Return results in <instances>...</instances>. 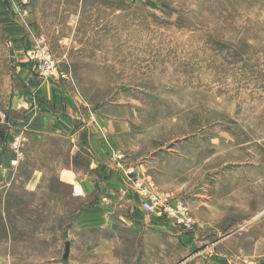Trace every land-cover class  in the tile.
<instances>
[{"label":"rangeland","instance_id":"1","mask_svg":"<svg viewBox=\"0 0 264 264\" xmlns=\"http://www.w3.org/2000/svg\"><path fill=\"white\" fill-rule=\"evenodd\" d=\"M78 3L31 0L30 8L45 18V34L30 39L19 61H10L0 29V141L11 181L4 197L0 189V260L151 264L140 262L138 245L114 244L110 231L75 229L72 220L83 201L65 178H56L69 159L70 141L34 139L31 126L12 124L27 111L34 123L56 109L124 121L123 161L129 147L136 157L157 151L164 170L188 179L187 190L208 199L210 208L203 210L132 171L186 203L202 242L194 252L180 248L181 264H264V0H81L71 41L62 40ZM42 42L67 78L40 75L34 54ZM25 72L38 85L59 86L70 96L66 107L39 95L35 82L23 86L17 75ZM17 103L25 107L16 109ZM16 137L21 158L11 166ZM83 153L75 161L89 171ZM41 167L49 175L30 192L28 177ZM235 174L244 175L241 190L233 187ZM197 216L205 224H195Z\"/></svg>","mask_w":264,"mask_h":264},{"label":"crops","instance_id":"2","mask_svg":"<svg viewBox=\"0 0 264 264\" xmlns=\"http://www.w3.org/2000/svg\"><path fill=\"white\" fill-rule=\"evenodd\" d=\"M26 2L28 5L23 4V0H0V29L6 43L10 44L9 50H13L12 58L16 61H19L20 55L23 56V53L31 46L30 39L36 36L37 40L42 33L45 34L43 14L30 8L31 0ZM80 6L81 0L77 9L69 13L67 24L71 26V32L62 40L71 41L80 15ZM24 8L27 10L26 14L21 13V9ZM27 67L30 66L27 65ZM23 76L20 78L17 75V78L23 82V86H30L35 82L39 95L44 96L55 106L64 104V101L70 99V96L54 83L44 82L38 85L35 78L29 76V72L23 73ZM25 92L29 96L32 95L29 90ZM11 102H14V98L10 104ZM64 106L66 107L65 104ZM22 107L16 104V109ZM29 112L14 120L13 126H31L29 136L34 139L45 140L46 137L55 136L67 139L71 143L69 159L65 162L63 170L61 166L58 168L56 178L61 181L65 178L64 181L70 184L71 194L83 201L72 220L75 229L110 231L114 237V244L118 246L133 244L134 247L138 245L140 262L147 260L151 264H179L185 258L180 257L181 247L184 252L188 249H191V252L197 250L198 242H202L196 231L197 228L192 226L191 229L185 230L161 216L146 213L140 206L139 196L130 185L129 175H134L133 171L140 176H145L154 181L160 190H172L178 193L179 197L184 196L183 200L186 203L189 199L191 204L196 203L203 210L210 208L208 199L204 198L203 194L190 193L187 190L191 186L188 179L174 178L173 173L164 170L157 151L145 156L139 153L136 157L134 153L131 154V147H129V153L122 166H116L109 155L113 151L123 150L120 135L129 131L124 121L117 122L104 114L97 113H86L84 117L80 115L75 117L72 111L68 113L65 110V113L59 114L56 109H51L42 113L41 121L32 123ZM6 134L4 137H10V132ZM0 144V189H4V197L11 181L7 180L10 171L8 154L3 142L0 141ZM82 151L89 158V171L79 168L76 164V157ZM45 168L33 169L25 189L32 192L41 181L47 179L49 174ZM228 176L231 175L226 177ZM243 180L244 175L235 174L236 183L233 187L241 190ZM195 219V224H205L198 216ZM190 261L192 260H189V264ZM1 262L3 260H0ZM194 264H198L197 261H194Z\"/></svg>","mask_w":264,"mask_h":264},{"label":"built area","instance_id":"3","mask_svg":"<svg viewBox=\"0 0 264 264\" xmlns=\"http://www.w3.org/2000/svg\"><path fill=\"white\" fill-rule=\"evenodd\" d=\"M26 0H23V4ZM27 10L21 9V13L26 14ZM40 41V40H38ZM39 49L35 52L34 58L37 59V67L40 75L45 78H62L65 79L68 73L64 70H59L57 62L51 58L48 52V45L42 42ZM19 138H15L11 142V149L15 155L10 160L11 166H16L18 160L21 158V151L19 150ZM109 158L115 165L122 166L123 154L120 151H113L110 153ZM129 182L134 192L137 193L140 199L141 208L149 214H158L163 218L169 220L172 224L177 225L185 230L192 228L193 217L189 212L186 203L174 200L169 193L158 192L152 181L146 178H140L137 175H129ZM0 264H10L8 261L1 262Z\"/></svg>","mask_w":264,"mask_h":264},{"label":"water","instance_id":"4","mask_svg":"<svg viewBox=\"0 0 264 264\" xmlns=\"http://www.w3.org/2000/svg\"><path fill=\"white\" fill-rule=\"evenodd\" d=\"M9 55H10V60L12 59V56H13V50L10 49L9 50ZM65 248H64V253L62 255L63 259H67L68 257V254H69V242H65ZM190 264H194L193 260L190 261Z\"/></svg>","mask_w":264,"mask_h":264}]
</instances>
